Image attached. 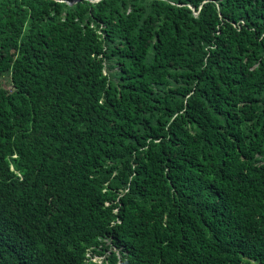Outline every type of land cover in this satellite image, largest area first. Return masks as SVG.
Listing matches in <instances>:
<instances>
[{"label":"trees","instance_id":"obj_1","mask_svg":"<svg viewBox=\"0 0 264 264\" xmlns=\"http://www.w3.org/2000/svg\"><path fill=\"white\" fill-rule=\"evenodd\" d=\"M87 249L264 264V0H0V264Z\"/></svg>","mask_w":264,"mask_h":264},{"label":"clouds","instance_id":"obj_2","mask_svg":"<svg viewBox=\"0 0 264 264\" xmlns=\"http://www.w3.org/2000/svg\"><path fill=\"white\" fill-rule=\"evenodd\" d=\"M112 251L116 252L117 251L112 248ZM104 259V256H97V255H92L91 254V249H87L86 252H85V260H84V264H87L88 262H96V263H101V261H103ZM120 263V261L118 262V264Z\"/></svg>","mask_w":264,"mask_h":264},{"label":"rangeland","instance_id":"obj_3","mask_svg":"<svg viewBox=\"0 0 264 264\" xmlns=\"http://www.w3.org/2000/svg\"><path fill=\"white\" fill-rule=\"evenodd\" d=\"M13 57H14V53L12 52L10 59H12ZM9 84H10V78L8 76L7 77H4L3 80H2L3 87L9 88L10 87Z\"/></svg>","mask_w":264,"mask_h":264}]
</instances>
